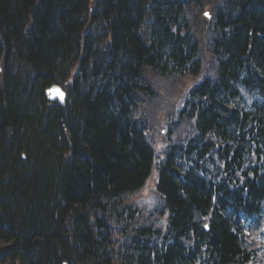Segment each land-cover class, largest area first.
Instances as JSON below:
<instances>
[{
	"label": "trees",
	"instance_id": "trees-1",
	"mask_svg": "<svg viewBox=\"0 0 264 264\" xmlns=\"http://www.w3.org/2000/svg\"><path fill=\"white\" fill-rule=\"evenodd\" d=\"M215 1L0 0V264H264V0Z\"/></svg>",
	"mask_w": 264,
	"mask_h": 264
},
{
	"label": "rangeland",
	"instance_id": "rangeland-1",
	"mask_svg": "<svg viewBox=\"0 0 264 264\" xmlns=\"http://www.w3.org/2000/svg\"><path fill=\"white\" fill-rule=\"evenodd\" d=\"M216 2L217 1H215V0H204V4H207V3L214 4ZM207 7H210V5ZM205 13H207L208 16H210V18H211V15L207 11ZM190 19L195 21L194 23H196V24H198V22H199V18L196 15L192 16ZM201 52L203 55L205 66H206V63L208 61V65H209L208 70H211V66L213 67L212 56L210 55L209 52L206 51L205 48H203ZM208 73L213 74V70L209 71ZM205 75H206V73H204L203 75H200V79L198 78L199 80L190 77V79H189L190 81L187 82V84L185 85V87L181 93L178 91V89H180V86H178L177 84L176 85L165 84L168 82L166 79L151 76L152 79L155 81L156 86L158 87L161 94L159 92L160 97L158 99H155L150 106L152 107V109L154 111H156L157 107L161 105V111L162 112L160 114L162 117H165V118H167L168 109L172 108L171 114H173L175 116L176 111L179 110L183 106L184 100L187 96L188 88L191 87V85H193L194 83L201 81L205 77ZM155 118H158L157 120L159 122L155 121L154 131H152V136L153 137L155 136L156 143H157L156 147L158 148V150L161 151L166 146V143H167V141H166V138H167L166 133L167 132L164 131L166 122L164 120L160 121L159 116L155 115ZM180 129H183V131H188L187 127H181ZM174 132H175V134H177L175 128H174ZM156 183H157V172H156V170H154L153 173L151 174L148 182H147L146 187L142 191H140V193H139V195H140L139 200H141V203H143L144 205H146L148 203L153 207V206H156L159 204L160 200H158V195L155 191L156 190ZM152 209H155V208H152Z\"/></svg>",
	"mask_w": 264,
	"mask_h": 264
},
{
	"label": "bare ground",
	"instance_id": "bare-ground-1",
	"mask_svg": "<svg viewBox=\"0 0 264 264\" xmlns=\"http://www.w3.org/2000/svg\"><path fill=\"white\" fill-rule=\"evenodd\" d=\"M147 15V14H146ZM182 22V26L183 27H191V28H197V27H200V25L198 24V25H196V26H191L188 22H186L185 20H182L181 21ZM201 25H204V24H202L201 23ZM200 79V76L199 77H195L194 79H197V80H199ZM57 87H59L61 90H63L65 93H66V96H65V100H64V103H65V101H66V98H67V91H66V89L64 88V86L61 84V83H56L55 84ZM50 88V87H49ZM49 88H47L46 90H45V93H46V97L50 100V101H52V102H59V100H51L49 97H50V95H51V93L49 92L50 90H49ZM261 100H262V98H261ZM59 103H61V102H59ZM64 103H61V104H64ZM218 127H220L222 130L224 129V126L223 125H218ZM186 132H189V131H182V132H180V133H178V135L180 136V137H183L184 136V134L186 133ZM213 133L212 132H210V133H207L205 136H203V137H201V138H199L198 136H197V138L194 140V142H193V144H192V146L193 147H199L200 145H204V144H207V145H209V146H213V145H216L215 144V141L214 140H212V139H210V136L212 135ZM199 138V139H198ZM226 141H224V142H222V144H221V150H224L225 148H227V145H226ZM234 145L235 146H237L240 150H244V148H245V141L243 140V139H240V142L238 143V142H234ZM215 150H217L218 148H217V145L215 146V148H214ZM233 155V154H232ZM242 155V154H241ZM148 182V181H147ZM147 182H146V184L142 187V188H140L137 192H136V196L135 197H132V200L134 201L133 202V204H134V206H136L138 209H142V210H147V208H149L151 205L150 204H146V205H144L143 203H141V200H139V193H140V191H142L145 187H146V185H147ZM156 193H157V186H156ZM158 195V194H157ZM137 204H136V203ZM139 202V203H138ZM7 263H9V262H7ZM64 264H67L66 262H64Z\"/></svg>",
	"mask_w": 264,
	"mask_h": 264
},
{
	"label": "water",
	"instance_id": "water-1",
	"mask_svg": "<svg viewBox=\"0 0 264 264\" xmlns=\"http://www.w3.org/2000/svg\"><path fill=\"white\" fill-rule=\"evenodd\" d=\"M49 90V92L51 93L49 98L51 100H59V102L64 103L66 93L63 90H61L56 85L51 86Z\"/></svg>",
	"mask_w": 264,
	"mask_h": 264
}]
</instances>
